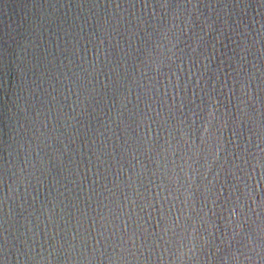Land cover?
Instances as JSON below:
<instances>
[{"label":"water","instance_id":"1","mask_svg":"<svg viewBox=\"0 0 264 264\" xmlns=\"http://www.w3.org/2000/svg\"><path fill=\"white\" fill-rule=\"evenodd\" d=\"M0 264H264V0H0Z\"/></svg>","mask_w":264,"mask_h":264}]
</instances>
